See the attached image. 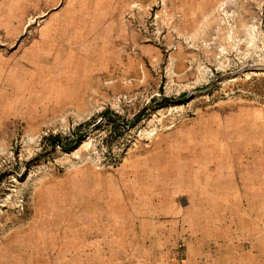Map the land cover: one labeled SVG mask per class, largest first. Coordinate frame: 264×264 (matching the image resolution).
<instances>
[{
	"label": "rangeland",
	"instance_id": "1",
	"mask_svg": "<svg viewBox=\"0 0 264 264\" xmlns=\"http://www.w3.org/2000/svg\"><path fill=\"white\" fill-rule=\"evenodd\" d=\"M103 1L0 0V264H264V0Z\"/></svg>",
	"mask_w": 264,
	"mask_h": 264
},
{
	"label": "crops",
	"instance_id": "2",
	"mask_svg": "<svg viewBox=\"0 0 264 264\" xmlns=\"http://www.w3.org/2000/svg\"><path fill=\"white\" fill-rule=\"evenodd\" d=\"M135 1H150V0H105L101 4H108L111 2L115 6L116 11H121L129 6L130 3ZM210 238L207 234L200 236L199 238L191 239L187 243L186 262L188 264H242L237 261V255L234 254H221L206 250V245L210 244ZM256 264V263H249Z\"/></svg>",
	"mask_w": 264,
	"mask_h": 264
},
{
	"label": "built area",
	"instance_id": "3",
	"mask_svg": "<svg viewBox=\"0 0 264 264\" xmlns=\"http://www.w3.org/2000/svg\"><path fill=\"white\" fill-rule=\"evenodd\" d=\"M161 5H162V0H156V6L161 7ZM150 9H152V8H150Z\"/></svg>",
	"mask_w": 264,
	"mask_h": 264
},
{
	"label": "bare ground",
	"instance_id": "4",
	"mask_svg": "<svg viewBox=\"0 0 264 264\" xmlns=\"http://www.w3.org/2000/svg\"><path fill=\"white\" fill-rule=\"evenodd\" d=\"M11 72V71H10ZM13 74V73H12ZM13 110V109H12Z\"/></svg>",
	"mask_w": 264,
	"mask_h": 264
}]
</instances>
